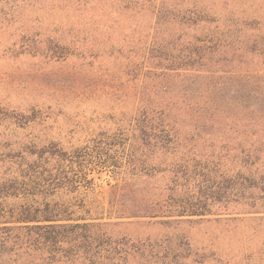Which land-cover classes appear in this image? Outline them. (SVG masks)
I'll return each mask as SVG.
<instances>
[{
  "label": "rangeland",
  "instance_id": "374dc122",
  "mask_svg": "<svg viewBox=\"0 0 264 264\" xmlns=\"http://www.w3.org/2000/svg\"><path fill=\"white\" fill-rule=\"evenodd\" d=\"M64 1L0 0V172L5 179L16 175L28 183L10 169L34 162L61 168L65 183L47 191L45 200L61 218L115 222L112 232L139 248L121 261L115 257L117 264H264V213H250L254 210L247 205L230 202L226 209L212 208L221 216H193L169 225L116 217L112 201L124 176L111 166L112 157H98L99 145L119 131L129 134L136 101L131 93L141 90L154 16L131 7L108 17H121L116 30L117 25L95 30L102 24L98 16L85 24L75 9H64ZM156 1L167 7L180 3L177 9L196 5L217 20L205 27L219 25L224 38L234 42L232 54L224 53L223 70L239 73L231 78L250 75L248 89L257 96L243 91V99L255 108L264 104V0ZM167 26L157 33L160 41L169 39ZM186 32L197 36L202 27ZM156 54L163 61L165 56ZM232 166L236 171L237 164ZM30 196L11 201L28 202Z\"/></svg>",
  "mask_w": 264,
  "mask_h": 264
},
{
  "label": "trees",
  "instance_id": "16d2710c",
  "mask_svg": "<svg viewBox=\"0 0 264 264\" xmlns=\"http://www.w3.org/2000/svg\"><path fill=\"white\" fill-rule=\"evenodd\" d=\"M95 1L65 0L64 9H75L85 24L98 16L102 24L95 30L117 25L116 30L121 17H108L131 7L154 16L141 90L131 93L136 101L129 134L119 131L99 145L98 157H112L111 166L124 176L112 201L116 217L169 225L193 216H221L212 208L226 209L230 202L264 213V139H258L264 133V104L255 108L243 99V91L257 96L248 89L250 75L231 78L235 72L223 70L224 53L232 54L234 42L224 38L219 25L205 27L218 21L196 5L177 9L180 3L167 7L156 0ZM165 23L169 39L160 41L157 33ZM201 27L197 36L186 32ZM11 170L30 184L16 175L5 179L0 172V264H117L115 257L121 261L138 252L130 239L112 232L115 222L61 218L44 197L65 183L61 168L34 162ZM25 193L30 201H11Z\"/></svg>",
  "mask_w": 264,
  "mask_h": 264
}]
</instances>
